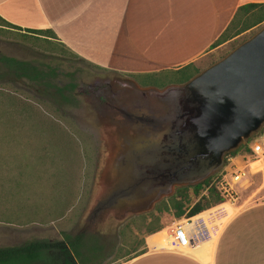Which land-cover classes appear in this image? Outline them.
I'll use <instances>...</instances> for the list:
<instances>
[{
	"label": "rangeland",
	"instance_id": "1",
	"mask_svg": "<svg viewBox=\"0 0 264 264\" xmlns=\"http://www.w3.org/2000/svg\"><path fill=\"white\" fill-rule=\"evenodd\" d=\"M263 22L213 47L194 61L192 67L199 71L217 60ZM44 34L33 35L0 25V56L52 68L55 74L49 80L54 84L74 83V104L65 103L55 108L52 103L62 100L57 96L50 97L51 88L14 76L0 62V246L31 239L60 240L62 233H97L106 245L99 264H121L141 250L143 236L149 229L158 225L174 227L188 218L173 219L172 210H161L167 203L162 199L146 212L107 220L104 228L82 226L86 212L96 198V178L105 153L103 130L81 88L103 77L107 69L85 60L49 33ZM114 73L119 78L132 79L138 86L156 88L179 80V75L171 70L150 76ZM252 143L253 140L246 141L245 146L233 155L234 159L228 160L233 157L228 156L223 161V166H227L225 171L234 167L244 173L233 184L234 199L213 205L209 210L221 206L236 210L264 201V164L258 157L259 161L247 165L255 158L248 152ZM222 167L212 175L211 181L224 173ZM13 180L29 186L25 192L20 191L19 195L16 193L8 199L14 192ZM184 194L188 202H192L194 196L190 187ZM200 194H206V191L201 190ZM159 233L150 236L149 241L154 242Z\"/></svg>",
	"mask_w": 264,
	"mask_h": 264
},
{
	"label": "crops",
	"instance_id": "2",
	"mask_svg": "<svg viewBox=\"0 0 264 264\" xmlns=\"http://www.w3.org/2000/svg\"><path fill=\"white\" fill-rule=\"evenodd\" d=\"M250 2L264 0H0V18L21 29H49L107 70L151 74L204 56L235 9ZM198 214L182 224L187 246L177 245L174 227L166 226L144 235L143 252L121 264H264V201Z\"/></svg>",
	"mask_w": 264,
	"mask_h": 264
},
{
	"label": "water",
	"instance_id": "3",
	"mask_svg": "<svg viewBox=\"0 0 264 264\" xmlns=\"http://www.w3.org/2000/svg\"><path fill=\"white\" fill-rule=\"evenodd\" d=\"M133 92L148 114L137 121L152 128L160 123L163 131L152 139L135 123L115 127L119 144L128 147L117 161L150 177L141 200L151 209L175 188L212 176L264 125V22L185 81L160 88L134 84Z\"/></svg>",
	"mask_w": 264,
	"mask_h": 264
},
{
	"label": "trees",
	"instance_id": "4",
	"mask_svg": "<svg viewBox=\"0 0 264 264\" xmlns=\"http://www.w3.org/2000/svg\"><path fill=\"white\" fill-rule=\"evenodd\" d=\"M262 21H264V2H250L238 6L227 26L211 43L209 48H213L227 41L233 36ZM0 25L8 26L16 30H22L33 35L45 36L44 33L47 32L55 38L49 29H21L1 18ZM60 44L63 45L62 43ZM0 62L6 65L11 72H13L14 76L25 78L29 81L43 83L44 86L51 88L52 92H50V97L54 98L57 96L62 100L52 103L55 108L65 103L74 104L72 93L74 83L69 82L67 84L57 85L50 82L49 77L55 74L52 68L47 66H37L27 61L17 60L6 56H0ZM171 71L179 75L178 83L185 81L198 72L196 68L192 67V63H187L182 67ZM148 76H150V74H148ZM244 146L242 145L236 151L227 154L225 158L233 156ZM212 177L213 176H210L195 185L178 187L170 196L164 198L167 200V203H164L161 210L165 212H170V210H172V218L179 219L181 217L189 218L199 212L202 214L211 209V206L218 203L222 204L226 199L221 195L216 186L218 179L211 181ZM28 186L29 185L24 183L22 184L20 181L13 180L12 189L14 192L12 191V197L7 198H13L16 193L19 195L20 191L21 193L25 192ZM187 187L191 188V192L194 196L190 203L184 194ZM201 190H205L206 194H200ZM156 209L160 210L159 207H156ZM162 228L163 225H158L155 228L149 229L144 235L158 231ZM62 235V239L60 240L31 239L23 241L20 244L0 246V264H99L98 260L105 253L106 245L99 240L100 236L97 233H78L74 235L62 233ZM142 252L143 250L141 249L134 255L141 254Z\"/></svg>",
	"mask_w": 264,
	"mask_h": 264
},
{
	"label": "flooded vegetation",
	"instance_id": "5",
	"mask_svg": "<svg viewBox=\"0 0 264 264\" xmlns=\"http://www.w3.org/2000/svg\"><path fill=\"white\" fill-rule=\"evenodd\" d=\"M114 74V71L106 70L103 77L81 88L85 99L92 106L93 115L104 135L102 145L105 157L96 178V198L89 206L82 224L83 227L91 229L104 228L107 220H118L123 215L150 210L141 200L145 196L144 191L148 186L146 181L150 177L140 175L143 169L133 170V166L130 168L127 163L123 166L117 161V157L120 159L128 147L119 144L120 137L115 127H122L125 130L135 123L140 129L149 130L152 139L159 138L163 131L160 123L152 128L144 122L137 121L138 118H144L148 114L142 108H138L139 98L133 92L135 83L132 79L119 78ZM162 199L164 198L154 201L151 209Z\"/></svg>",
	"mask_w": 264,
	"mask_h": 264
},
{
	"label": "built area",
	"instance_id": "6",
	"mask_svg": "<svg viewBox=\"0 0 264 264\" xmlns=\"http://www.w3.org/2000/svg\"><path fill=\"white\" fill-rule=\"evenodd\" d=\"M248 140L249 142L250 140H253V143L248 147L249 155L255 157L254 159L260 157L264 164V125H262L261 128ZM231 159L232 158H228V160ZM226 167H222L224 173L220 174L216 186L226 200H232L235 197L233 184H235L244 173L239 169H234V167H230L229 171H225ZM172 238L179 246H187L189 244L188 233L182 224L174 226L172 229Z\"/></svg>",
	"mask_w": 264,
	"mask_h": 264
},
{
	"label": "bare ground",
	"instance_id": "7",
	"mask_svg": "<svg viewBox=\"0 0 264 264\" xmlns=\"http://www.w3.org/2000/svg\"><path fill=\"white\" fill-rule=\"evenodd\" d=\"M184 223V221L182 222V223H180V224H183ZM184 225V224H183Z\"/></svg>",
	"mask_w": 264,
	"mask_h": 264
}]
</instances>
